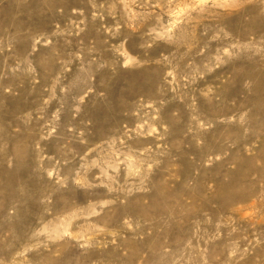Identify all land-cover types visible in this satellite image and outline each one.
<instances>
[{
    "label": "rangeland",
    "instance_id": "obj_1",
    "mask_svg": "<svg viewBox=\"0 0 264 264\" xmlns=\"http://www.w3.org/2000/svg\"><path fill=\"white\" fill-rule=\"evenodd\" d=\"M0 264H264V0H0Z\"/></svg>",
    "mask_w": 264,
    "mask_h": 264
},
{
    "label": "bare ground",
    "instance_id": "obj_2",
    "mask_svg": "<svg viewBox=\"0 0 264 264\" xmlns=\"http://www.w3.org/2000/svg\"><path fill=\"white\" fill-rule=\"evenodd\" d=\"M232 196V195H231Z\"/></svg>",
    "mask_w": 264,
    "mask_h": 264
}]
</instances>
